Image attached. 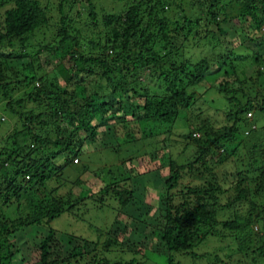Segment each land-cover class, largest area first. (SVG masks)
<instances>
[{
  "label": "trees",
  "instance_id": "obj_1",
  "mask_svg": "<svg viewBox=\"0 0 264 264\" xmlns=\"http://www.w3.org/2000/svg\"><path fill=\"white\" fill-rule=\"evenodd\" d=\"M63 1L67 0L57 4L60 38L52 44H39L36 52L41 49L47 52L52 59L51 70L36 76V68L40 66H35L32 55L36 54L24 53V49L18 47L24 46L36 29L48 25V6L41 0H0V8L12 3L4 10L0 25V51L8 48L6 55L0 56V124L6 118L9 123L7 129H0V141L4 143L0 146V264L17 261L25 264L26 257L22 253L26 248L30 249L31 257L39 261L37 264H74L71 261L74 258L80 263L90 254L98 264L106 262L102 254L118 236H112L97 252V242L72 234L67 235L64 242L60 241V233L51 226V221L78 209L86 201L99 209L109 206L111 198L123 208L132 200L133 190L124 185L117 188L120 182L115 179L96 186V190L95 187L84 188L80 186L82 177L79 178L88 171L84 164H77L79 172L73 180L66 179L64 169L74 164L73 159L77 162L88 143L98 140L100 145L102 141L108 145L107 142L117 136L116 124L125 128L129 124L136 127L152 121L173 128L180 119L186 127L187 115L180 116V112H187L191 107L193 92L188 91L189 86L220 70L225 77L217 84L221 98L208 102L223 107V118L228 123L211 129L200 122L194 127L197 135L188 130L178 134L181 140L170 139L166 131L162 132L161 139L154 140L151 147L154 153L151 159L157 166L151 160L152 168L137 174L139 179L146 175L145 178L149 176L152 180V176L163 178L157 187L151 180L145 184L147 190L153 191L150 196H160L163 209L159 216L151 209L144 210V218L140 215L139 221L144 227L142 237L150 246L148 249L139 247L141 250L138 248L135 253L147 259L150 253H155L163 257V264H182L186 258L193 264L201 258L214 264L229 253L264 251V152L257 151L259 143L255 141V133L264 129V125L252 126L246 137L242 132L248 112L256 108L259 113L264 112V98L257 100L243 92L242 81L231 72L232 67L228 66L232 62L227 58L211 69L221 52L197 64L184 62L174 74L176 81H172L170 78L174 75L162 70L161 61L176 48L170 43L164 22L155 18L156 6L147 10V20L142 19L139 7L147 0L133 1L119 15L102 16L104 25L114 27L103 38L90 40L88 53L80 50L77 38L67 31L69 18L63 10ZM86 1V16L90 25L96 27L100 18L93 2ZM253 1L226 0L225 4L228 12L234 9L235 16H250L254 21L252 34H255L264 24V19L255 13L261 10L264 17V6L259 9ZM215 16L211 12V19L215 20ZM155 23L159 27L158 38L153 32ZM260 41L263 44L264 37ZM158 42H162L159 51L156 50ZM17 59L26 61L8 65V60ZM255 60L260 62L257 85L264 88V50ZM199 64L203 68L198 70ZM143 68L148 70L146 77ZM143 80H147L153 87L150 91L157 94L150 93L148 87L143 88ZM36 81L39 84L35 85ZM239 91L240 97L237 96ZM150 96L158 97V102L151 105ZM219 100L224 101L225 106L217 104ZM168 103L172 108L167 107ZM195 109L194 117L199 119L200 110ZM135 131L138 136L133 135L134 142L156 136L152 132L139 130V135V131ZM188 140L195 142V152L178 162L179 152L174 154L169 149L183 151ZM119 145L113 147L114 150H118ZM235 155L236 163L245 162L242 167L222 174L220 179L210 168L213 182L187 185V192L180 194L176 201L168 195L186 173L200 174L206 161L216 159L213 162L222 163ZM229 178L230 182L226 180ZM223 195L225 201L220 203ZM224 209L232 210L229 211L231 217L219 220L218 213ZM127 223L122 224V234ZM43 225L46 231L35 241L37 230ZM23 235L28 236H25L28 240ZM206 239L213 242L215 247H210L213 250L202 247ZM219 247L228 252L222 253ZM32 261L29 263L33 264ZM133 263L139 264L135 257L125 262Z\"/></svg>",
  "mask_w": 264,
  "mask_h": 264
},
{
  "label": "rangeland",
  "instance_id": "obj_2",
  "mask_svg": "<svg viewBox=\"0 0 264 264\" xmlns=\"http://www.w3.org/2000/svg\"><path fill=\"white\" fill-rule=\"evenodd\" d=\"M41 1L43 4L45 3L48 6L47 12L50 16L48 25L36 29L33 34L29 36L24 46L18 47V49H24V53L31 55L36 54L37 50L40 48L38 46L39 44H52L61 36L58 34L59 15L57 12V4L62 0ZM91 1L94 4V9L97 12L98 17L100 18L96 27L90 25V19L86 16V0L63 1V10L66 12L67 18H69L67 22L69 28H67V31L69 34H72L77 38L80 43V50L85 53L91 51L88 44L90 40L97 41L99 38H103L104 34L114 27V25L111 24L104 25L102 22V16L106 14L119 15L123 12V10H125L127 5L130 3L132 4L135 0ZM225 2L226 0H147V2L140 5L139 10L140 13L142 12V19L147 20V10L153 5L156 6L154 10L155 18L164 22L165 29L169 35L170 43H172L176 48L169 55H166L165 61H161L163 71H170L174 75L175 72H177V68L180 65L182 66L184 62L197 64V62L202 60L208 61L212 58V56H214L213 54L221 52V57L213 63L211 69L217 68L218 65H220L225 58H227L232 62L231 66H228L229 68L232 67L230 68L231 72L235 74L239 82L242 81L241 89L243 88V92L252 98L260 100L261 98H264V88H260L257 85V70L260 68L258 66L260 62L255 60V57L262 54L264 50V42L262 44L260 41L261 38L264 37V24H261V28L258 32L252 34L254 25L252 18L248 15L244 18L235 16L236 13L234 9L232 12H228ZM253 4L259 9L264 6V3H262L261 0H254ZM10 6H12V3H8L0 8V25L2 24V20L4 18V10ZM211 12L216 14L215 20L211 19ZM255 15L264 19L261 10L256 11ZM187 21L193 22V24H188ZM216 22H218V24ZM158 29L159 27L157 26V23H155L153 27L155 38L160 36ZM161 47L162 42H158L156 50H161ZM7 52L8 48L2 49L0 51V56L6 55ZM32 56H35V66L40 64V66L36 68V76L41 74L43 75L51 70L50 60L52 59L47 56L46 51L41 49L38 54ZM236 56H240L241 59L236 58ZM24 61L26 60H8L7 63L9 66H14L20 65ZM197 68L198 70L202 69L203 65L199 64V67ZM143 69V75L146 77V72L148 70L147 68ZM7 74H9L8 71ZM210 75L211 76H206V78L204 77V79L191 84L188 88L190 93L193 92L191 107L187 112L186 110H181L182 112H180V116L187 115L186 127H183L185 123L180 119L176 120L173 128L167 124L152 121H147L146 123H142L136 127L133 126L134 124H129V126L127 125L128 127L125 128L121 124H116L114 127L117 136L112 139L111 142H107L108 145H104L103 141L102 145H100L101 143H99L98 140L88 143L85 146V153H80V157L78 156L79 158H77L76 163L73 159L74 164L64 169V173L67 175L66 179L73 180V178H76L77 172H79V165L77 164H84L88 171L79 176V178L82 177L80 186L84 188L95 187L94 189L96 190V186H101L104 183H110L111 180L113 181L115 179L120 182L117 188L124 185L125 187H130L133 190V198L123 208H119L118 202L110 198V201L108 202L110 203L109 206L103 205L97 209L91 205V203L86 201L84 204H81L78 209L63 213L61 216L51 221V226H53L55 230L60 233L58 236L60 241L64 242L67 235L72 234L77 237L85 238L89 241L97 242V252H99V249L104 247L103 245L107 240H110L112 236H118V240L112 243L111 246L107 247L109 250L107 251L106 249V251L103 252L102 255L106 257V262L101 261L103 264H112L114 262L125 264V262L130 260L132 257H135L139 264H163V257L157 256L155 253H150V258L148 259L144 258L141 253H135L139 247L141 249H148L150 246V242L143 240L142 237L144 227L139 221L142 218L140 215L143 216L145 209H151L154 211L155 216H159V213H161V210L163 209V201L159 200L160 196H150L149 194H152L153 191L147 190L145 184L151 180L154 186L157 187V184H159V182H161L160 180H163V178L159 177L157 179L152 176V180L149 176L148 178H145L147 177L146 175L145 177L143 176L139 179L137 178V174H142L146 170L152 168L150 165L154 154L151 149L152 143L154 140L159 141L161 139L162 132L166 131L170 139L181 140V136L179 137L178 134L188 130L195 132L196 134L197 131L194 127L199 125L200 122L207 128L211 129L219 128L221 125L228 123L223 118L224 112L221 109L223 107L215 104L209 105L211 100L215 101L216 99L221 98L222 94L218 91L217 84L218 82L224 80L225 77L222 75L221 70ZM12 77H14L11 78L12 80L16 78L14 75ZM175 78L177 77L174 75L170 79L172 81H176ZM143 82V88L148 87V91L150 93L157 94L150 91L153 90V87L147 80H143ZM34 84L37 85L39 82L36 81ZM147 84H149V86ZM238 90L239 89H237V91ZM18 92H22V89ZM158 93L160 95L162 94L161 92ZM237 96H241L240 91L237 93ZM204 99L206 101H204ZM158 100V97L150 96L149 98L150 104H155ZM217 104H223V106H225V102L221 100L217 101ZM168 106L171 107L169 103L167 107ZM195 108H199L200 110V120L197 117H194L196 112ZM151 110L154 109L151 108ZM257 112L258 109L256 108V110H252L245 115L246 123L242 129L244 137L248 136L245 134L250 128H252V126L257 127L258 125H264V112L262 114ZM6 119L7 120L1 122L0 124L1 131L8 128V118ZM132 126L138 131L142 130L145 133L152 132L154 133L153 135L156 136H154V138L138 139L134 142L132 141L134 138L133 135H138L134 134L136 131ZM255 136V141L259 143L257 151L264 152V129L258 130L255 133ZM251 141L253 142L254 140ZM248 143L250 144L251 142ZM3 144V141H0V146ZM117 144H120L117 147L119 149L114 150L113 147ZM194 145L196 146L195 142L189 141L183 151L182 149L179 150L173 147L169 150H171L174 154L179 152L177 161L182 162V160L195 152L193 151V149H195ZM235 157L236 155L228 158L222 163L213 162V160L215 161L216 159L206 161V166H201L202 171H200V174L193 176L189 172L186 173L180 179L177 186L168 192V195L176 201L177 199L179 200L180 194L187 192L185 188L187 185L195 186L197 184L213 182L214 179L212 177V173L210 174V168L214 175L218 176L220 179L222 174L242 167L245 162L242 163V161H240L236 163ZM153 165L157 166L155 161ZM226 180L230 182L232 179L229 178ZM112 192L113 191H111V193ZM219 200L220 203H223L225 201V195H223ZM229 211L232 210L224 209L219 212L218 219L223 220L227 217H231V212L229 214ZM9 214L11 215V213H8V215ZM143 220L145 221V219ZM125 221L128 222V226L125 233L122 234V224ZM45 231L46 225L40 226L34 240H39ZM25 236L26 235H23V238H28V236ZM205 241L206 242H204L202 247H205L206 250H213V248H210L212 246L215 247L214 244H212L213 242L207 239ZM224 242H227V240ZM159 248L160 247H157V249ZM218 249L222 250V247H219ZM24 250L25 252L22 254L26 257L25 264H30L29 260L32 259V262H34L33 264L39 263L35 257H31L29 248ZM202 250L203 249H196L198 252H201ZM226 251L228 252V250L224 249L222 250V253ZM147 253H149V251ZM98 255L96 256L100 257ZM91 257L92 254L87 255L85 260L80 263L75 258L71 261L74 264H84L83 262L86 264H98L96 262L97 259L93 260ZM221 258L223 259L221 262L214 264H264V251H254V253H229V255H223ZM186 261L193 264L188 258H186L183 262ZM20 262L21 261L12 262L11 264H24ZM195 264H213V261L207 262L204 258H201L196 260Z\"/></svg>",
  "mask_w": 264,
  "mask_h": 264
},
{
  "label": "clouds",
  "instance_id": "obj_3",
  "mask_svg": "<svg viewBox=\"0 0 264 264\" xmlns=\"http://www.w3.org/2000/svg\"><path fill=\"white\" fill-rule=\"evenodd\" d=\"M75 160V159H74ZM76 162V161H75Z\"/></svg>",
  "mask_w": 264,
  "mask_h": 264
},
{
  "label": "built area",
  "instance_id": "obj_4",
  "mask_svg": "<svg viewBox=\"0 0 264 264\" xmlns=\"http://www.w3.org/2000/svg\"><path fill=\"white\" fill-rule=\"evenodd\" d=\"M76 161V160H75Z\"/></svg>",
  "mask_w": 264,
  "mask_h": 264
}]
</instances>
